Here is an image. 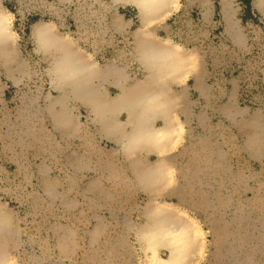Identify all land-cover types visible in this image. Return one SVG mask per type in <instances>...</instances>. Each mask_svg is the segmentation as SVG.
I'll return each instance as SVG.
<instances>
[{
  "label": "rangeland",
  "instance_id": "374dc122",
  "mask_svg": "<svg viewBox=\"0 0 264 264\" xmlns=\"http://www.w3.org/2000/svg\"><path fill=\"white\" fill-rule=\"evenodd\" d=\"M217 1L204 17L205 8L197 4L171 14L179 7L173 0L153 27L161 42H168L171 33V40L198 55L211 74L223 79V91L230 70L241 84L239 103L258 111L264 127L263 21L247 7L236 6L249 39L245 55L229 45ZM118 9L134 15L128 29L133 34L141 25L131 4L0 0L19 77L7 78L0 64V206L14 213L19 227L13 264H146L153 253L145 250L137 226L147 223L150 208L159 204L183 215L197 230L191 264H264V155L248 151L245 136L223 115L209 116L206 128L196 118L190 121L183 147L171 154L177 155L169 173L171 190L152 195L135 170L123 164L122 149L98 137L72 87L52 82L51 62L60 51L40 47L35 25H49L56 38L94 57L92 49L106 46L100 31ZM168 23L174 25L167 32ZM21 62L27 66L23 76ZM63 104L79 119L73 137L61 135L57 115L53 117L54 111L66 112L60 110ZM158 254L168 253L160 248Z\"/></svg>",
  "mask_w": 264,
  "mask_h": 264
},
{
  "label": "crops",
  "instance_id": "0c3cea01",
  "mask_svg": "<svg viewBox=\"0 0 264 264\" xmlns=\"http://www.w3.org/2000/svg\"><path fill=\"white\" fill-rule=\"evenodd\" d=\"M59 1L67 2L69 0ZM176 3V6L179 7H175L176 9L174 8L171 14H174L185 7L188 8L197 4L205 8V14L203 16L209 17L210 13H208V11L211 9V3H213V0H186L184 3H180V0H177ZM112 4L120 5L124 3L112 0ZM217 4L222 14L221 26L223 31L229 37V45L234 46L235 49H241V52L245 55L249 54V39L240 24V20L236 16V6L247 7L251 10L252 14H257L261 18L263 24L264 9L258 7L255 4V0H230L229 3L226 2L224 4L222 0H218ZM137 16L138 19L136 20L140 22V29L136 28L133 31V34L130 35L128 29H130L134 20V15L132 16L123 10L120 12L119 9L117 10V13L111 14L110 18H108L107 24L100 31L104 41H106V46L96 48V50L92 49L94 57L90 54L88 57L89 61H91L95 68L100 71L101 75L91 78L90 95L84 99L80 98L79 101L91 117V121L98 137L103 141L111 143L115 147H119L120 150L122 149L124 153V156L122 157V160H124L123 164H128L131 169H134L131 164V161L134 158H137L140 164L144 167L155 164L156 162L158 163V161H162L166 164L168 181L165 186L159 185L150 188L149 193L152 195L163 194L171 190L169 185L171 177L169 176V173L171 165H175V159L177 156H172L171 154L175 152L180 145L183 147V135L188 130L190 121L195 118L198 120L200 126L206 128L209 127V116L223 115L234 128L245 136V147L248 151H252L255 156L262 157L264 155L263 122L258 111L253 110L248 105H242L239 103V98H241V95L243 94L241 92V84L239 80L235 77H231L232 72L229 70L230 75L227 78L229 86L223 91L222 87L219 86V83L223 82V79H219L218 76H215L214 71L211 74L209 68H207L198 55L193 56L191 59L190 50L184 47L183 44L171 40V33L167 40L168 44L170 47L174 48L176 50L175 52L182 58V64L177 69L176 73L165 78L166 91L174 100L171 114L173 116V122L176 123L175 126L177 130L173 137H171L172 143L170 140L171 144H167L164 148H159L155 145H142L136 147L133 153H127L124 151V147L128 142L130 133L132 132L131 130H133L132 122L128 119L127 107L123 105L116 108L115 112L112 114L105 113L102 119L97 116L93 110V96L94 93H96V95H98L97 97H99V99L106 105L117 95L122 93L123 89H129L136 83L147 82V79L144 77L145 68H143V64L136 57L134 43L142 37H150L153 38L154 41L159 40V36L156 32L157 29L153 27V25L156 24L157 19L146 24L140 19L139 13ZM129 19H131L130 22ZM173 25L174 24L171 25L168 23L164 30L167 32L170 28L173 30ZM138 29L140 30L139 32ZM176 31L177 28L175 32ZM4 46L9 50V57L3 59L0 52V64L3 68V72L7 78L12 79L13 81H19V77L16 76V71L13 70V67L16 66V64H14L12 58L17 59V55L14 52L13 38L10 33L5 40ZM253 48L254 45L252 44L251 49ZM105 52L108 53V57L104 58L103 55ZM99 61L104 63H100ZM123 63L127 66L125 64L123 65ZM245 64L248 66L249 61L247 60ZM127 67H130L131 69L133 68V70H129ZM20 68L22 70L21 75L23 76L27 72V66L21 62ZM111 69L117 71V76L110 75V72H112ZM261 74V81L264 83V68L261 69ZM212 77L214 78L212 79ZM244 82H247V77ZM217 86H219L218 89ZM246 90L249 91V88ZM112 91H114V93ZM60 110L66 111L67 109L64 106V108L61 107ZM72 114L71 108L66 112H60L59 118L57 114V119H55V122H57L56 126L59 128V133L63 136L73 137L80 129L78 117H76L75 114L74 116ZM67 122H70L69 126L65 125ZM150 123L151 125L158 127L164 125V120L161 115L155 114L151 117ZM104 163H106V161ZM202 206H205V204H202ZM0 223L3 224V231L0 233V249L3 247L6 250L8 259H11L12 264L11 251L19 241V227L14 213L8 208L1 207Z\"/></svg>",
  "mask_w": 264,
  "mask_h": 264
},
{
  "label": "bare ground",
  "instance_id": "6f19581e",
  "mask_svg": "<svg viewBox=\"0 0 264 264\" xmlns=\"http://www.w3.org/2000/svg\"><path fill=\"white\" fill-rule=\"evenodd\" d=\"M113 1L133 4L138 9L140 19L146 24L162 18L168 13L173 3V0ZM229 1L222 0L223 4L229 3ZM255 4L264 9V0H255ZM33 34L41 48L46 49L54 46L60 51L59 58L51 62V73L54 74L52 82L56 85L60 84V87L69 84L75 96L81 99L87 98L91 93V78L100 76V71L73 46L58 37L56 38L49 25L36 24ZM7 36H9L7 18L0 10V52L3 59L9 57V50L4 46ZM134 48L137 59L145 68L144 77L147 82L136 83L129 89H123L122 93L106 105L97 97L96 93L93 96V110L102 119L105 113L112 114L116 108L123 105L127 107L128 119L133 125V130H131L128 142L124 147V151L127 153H133L136 147L142 145H155L164 148L170 143L177 128L171 114L174 100L166 91L165 78L175 74L182 64V58L174 48L170 47L168 42L142 37L134 43ZM192 57L191 53L190 58L192 59ZM110 75L117 76V71L112 70ZM58 100L61 101V99ZM53 106L54 104H51L52 111ZM64 106L65 104L62 108ZM52 113L55 117L59 112ZM155 114L161 115L164 125L158 127L151 125L150 119ZM131 164L139 176V180L148 188L165 186L168 181L167 166L162 161L144 167L137 158H134ZM161 206L163 204L157 205L156 208L151 207L148 222L137 226L145 250L153 253L146 264H191V254L196 250L198 244L197 230L183 215ZM2 226L3 224L0 223V233L3 231ZM160 248L167 251L166 257L158 254ZM13 262L15 260H12V264ZM0 264H11V259H8L3 247L0 249Z\"/></svg>",
  "mask_w": 264,
  "mask_h": 264
},
{
  "label": "built area",
  "instance_id": "2783aa9c",
  "mask_svg": "<svg viewBox=\"0 0 264 264\" xmlns=\"http://www.w3.org/2000/svg\"><path fill=\"white\" fill-rule=\"evenodd\" d=\"M62 6H63V5H62ZM251 82H255V83H257V79H252V78H251ZM256 85H257V84H256ZM256 85H255V86H256ZM245 87H246V89L249 88V79H248V81L245 83ZM89 118H90V117H89ZM87 119H88V117H87Z\"/></svg>",
  "mask_w": 264,
  "mask_h": 264
}]
</instances>
